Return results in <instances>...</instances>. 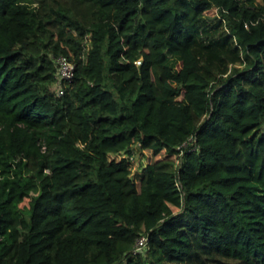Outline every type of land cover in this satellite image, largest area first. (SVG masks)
Here are the masks:
<instances>
[{"label":"trees","instance_id":"obj_1","mask_svg":"<svg viewBox=\"0 0 264 264\" xmlns=\"http://www.w3.org/2000/svg\"><path fill=\"white\" fill-rule=\"evenodd\" d=\"M0 264H264V0H0Z\"/></svg>","mask_w":264,"mask_h":264},{"label":"built area","instance_id":"obj_2","mask_svg":"<svg viewBox=\"0 0 264 264\" xmlns=\"http://www.w3.org/2000/svg\"><path fill=\"white\" fill-rule=\"evenodd\" d=\"M54 64L56 66V72L54 74V81L51 84V91L56 95V97H62L65 93L64 84L70 82L74 77V67L75 65L69 59L64 56H59L54 58ZM194 138H189L188 142L193 141ZM188 142H184L178 147V150H182L188 147ZM44 148V147H43ZM146 247V237H142L136 241L134 246V253L144 252Z\"/></svg>","mask_w":264,"mask_h":264},{"label":"rangeland","instance_id":"obj_3","mask_svg":"<svg viewBox=\"0 0 264 264\" xmlns=\"http://www.w3.org/2000/svg\"><path fill=\"white\" fill-rule=\"evenodd\" d=\"M206 22V23H205ZM200 25H201V28H200V34H201V37H202V40H204V42L205 43H207L208 44V42L210 41V40H212V35H213V33H214V29H213V27H211L208 23H207V21H201L200 22ZM210 28V29H209ZM203 29H208V31H209V36L207 37L204 33H203ZM214 41V40H213Z\"/></svg>","mask_w":264,"mask_h":264}]
</instances>
